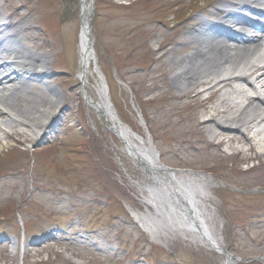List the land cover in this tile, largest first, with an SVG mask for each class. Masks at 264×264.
Listing matches in <instances>:
<instances>
[{
	"label": "rangeland",
	"instance_id": "374dc122",
	"mask_svg": "<svg viewBox=\"0 0 264 264\" xmlns=\"http://www.w3.org/2000/svg\"><path fill=\"white\" fill-rule=\"evenodd\" d=\"M194 1L92 0V38L122 123L149 140L169 169L214 181L205 204L218 215L214 228L225 254L169 225L172 239L152 241L133 218V212L152 210L138 185L148 178L104 116L83 99L77 77L80 0H0L4 18L16 7L24 15L16 17L30 28L23 45L48 58L42 80L50 97L57 93L59 106L50 127L21 129L29 139L0 134V264H228V256L237 264H264V159L245 160L252 153L211 148L199 139L180 146L159 111L162 102L148 93L156 83L154 59L164 41L181 32L178 23L186 17L209 21L214 14L215 8L204 14L202 7L215 0H197L200 10L192 14ZM218 1L227 6L242 0ZM100 83L97 75L90 78L91 88ZM30 85L44 88L37 81ZM194 143L202 147L199 153L190 151ZM202 152L215 157L208 161Z\"/></svg>",
	"mask_w": 264,
	"mask_h": 264
},
{
	"label": "bare ground",
	"instance_id": "6f19581e",
	"mask_svg": "<svg viewBox=\"0 0 264 264\" xmlns=\"http://www.w3.org/2000/svg\"><path fill=\"white\" fill-rule=\"evenodd\" d=\"M80 3L82 26L77 77L81 82L83 99L99 116H104L108 130L119 138L133 163L148 178V182L138 181V185L144 190V205L152 210L133 212V218L152 241L172 239L175 236L172 228L190 235L194 241L219 254H225L220 230L216 232L214 228L218 215L205 204L211 203L206 193L214 181L196 172L181 174L169 169L161 163L149 140L122 123L96 64L92 7L89 0H80ZM175 3L180 5V1ZM190 6L192 14L200 10L197 0ZM231 6L234 10L221 1H211L202 7L204 14L215 8L209 21L186 17L178 23L181 32L164 41L158 58L154 59L158 67L150 73L155 74L152 76L156 83L148 93L153 95V101L158 98L162 102L159 111L165 124L175 130L171 139H181L180 146L190 143L188 139H199L200 143L211 148L222 150L228 147L238 155L252 153L245 160H262L264 0H242ZM2 7L0 5V9ZM17 8H9L7 18L0 11L2 139H29L21 129L40 131L50 127L59 108L57 93L52 90L54 98L50 97L51 88L42 80L48 76V58L23 45L30 28L16 20L17 15L24 16ZM245 13L254 20L247 18ZM149 14L152 18L154 11ZM166 24L167 21L162 24L165 30L168 29ZM185 28H190L189 32H182ZM37 65L41 71L36 70ZM96 75L101 83L91 88L90 78ZM33 81L41 83L44 88L30 90ZM191 149V152L199 153L202 147L194 143ZM202 155L208 161L215 157L208 152H202ZM163 222L167 225L161 227ZM227 261L228 264L238 263L230 256Z\"/></svg>",
	"mask_w": 264,
	"mask_h": 264
}]
</instances>
